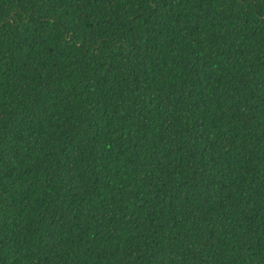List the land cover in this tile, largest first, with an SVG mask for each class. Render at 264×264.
I'll return each instance as SVG.
<instances>
[{
	"label": "trees",
	"instance_id": "obj_1",
	"mask_svg": "<svg viewBox=\"0 0 264 264\" xmlns=\"http://www.w3.org/2000/svg\"><path fill=\"white\" fill-rule=\"evenodd\" d=\"M0 264H264V0H0Z\"/></svg>",
	"mask_w": 264,
	"mask_h": 264
}]
</instances>
